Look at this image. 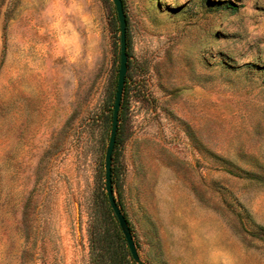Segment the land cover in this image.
<instances>
[{"label":"rangeland","instance_id":"obj_1","mask_svg":"<svg viewBox=\"0 0 264 264\" xmlns=\"http://www.w3.org/2000/svg\"><path fill=\"white\" fill-rule=\"evenodd\" d=\"M122 1L112 185L140 258L264 264V0ZM118 65L112 0H0V264H90L113 230Z\"/></svg>","mask_w":264,"mask_h":264},{"label":"water","instance_id":"obj_2","mask_svg":"<svg viewBox=\"0 0 264 264\" xmlns=\"http://www.w3.org/2000/svg\"><path fill=\"white\" fill-rule=\"evenodd\" d=\"M116 16L119 24V65L116 77V87L114 92V100L112 104L111 126L108 137V143L105 149V161H104V178H105V191L110 208L113 211L114 216L117 219L118 225L122 234L125 237L129 252L132 259L137 264H145L140 258L134 238L132 236L127 219L121 211L118 203L116 202L113 185H112V153L116 143V135L119 122V111L121 107V100L124 92L125 80L128 70V56L126 45V15L124 12V6L122 0H112Z\"/></svg>","mask_w":264,"mask_h":264},{"label":"trees","instance_id":"obj_3","mask_svg":"<svg viewBox=\"0 0 264 264\" xmlns=\"http://www.w3.org/2000/svg\"><path fill=\"white\" fill-rule=\"evenodd\" d=\"M227 8L236 11L238 6L229 2ZM117 77V76H116ZM116 87V86H115ZM127 79L125 81L124 95L127 93ZM112 115V109H111ZM111 119V116H110ZM109 215L112 219L113 230H94L90 233V264H137L131 257L124 235L118 225L117 219L113 214L110 205H107ZM257 231L263 233L264 228L257 227Z\"/></svg>","mask_w":264,"mask_h":264}]
</instances>
